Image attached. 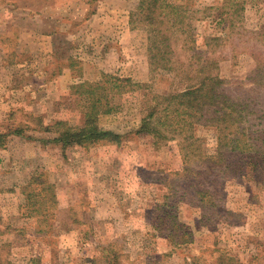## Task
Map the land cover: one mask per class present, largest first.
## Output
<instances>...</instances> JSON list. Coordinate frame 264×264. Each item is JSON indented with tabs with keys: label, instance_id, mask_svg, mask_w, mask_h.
<instances>
[{
	"label": "rangeland",
	"instance_id": "1",
	"mask_svg": "<svg viewBox=\"0 0 264 264\" xmlns=\"http://www.w3.org/2000/svg\"><path fill=\"white\" fill-rule=\"evenodd\" d=\"M139 1L0 0V264H216L221 253L252 264L264 256V154L223 147L206 173L184 166L178 140L155 144L136 132L152 94L180 87L174 70L149 64ZM167 1L185 10L181 36L193 34L214 56L229 90L264 100V87L246 80L254 54L264 57V0ZM211 36L220 42L205 44ZM104 74L134 82L109 88L113 110L97 116L119 143L55 141L41 124L81 125L83 90ZM194 135L217 155L215 126L195 124ZM209 177L215 194L201 200L195 191Z\"/></svg>",
	"mask_w": 264,
	"mask_h": 264
},
{
	"label": "trees",
	"instance_id": "2",
	"mask_svg": "<svg viewBox=\"0 0 264 264\" xmlns=\"http://www.w3.org/2000/svg\"><path fill=\"white\" fill-rule=\"evenodd\" d=\"M137 9L144 11L150 30L149 64L153 69L174 70L175 80L180 83V87L163 94H152L150 102L142 110L136 132L151 135L155 144L170 139L178 140L184 166L203 167L206 173H209L215 159L222 161L223 147L242 152L256 149L264 154V108H259L264 100L256 102L259 94L257 97H246L245 92L233 94L228 88V80L220 76L218 62L214 56L198 50L193 34L181 36L182 33H186L184 22L186 13L181 6L167 0H140ZM219 38L207 37L205 44L212 41L220 42ZM195 48L196 52H193ZM181 49L185 52H181ZM253 57L256 60V67L246 76V80L259 89L264 87V57L260 59L256 54ZM104 77L94 84L85 86L83 90L87 95L88 106L81 125L71 126L57 120L52 125L41 124L42 129L54 131L56 134L54 140L66 145L86 146L101 141L119 143L121 136L101 128L97 116L100 112L113 110L109 106V88L131 90L134 88V82L130 77L121 78L105 74ZM106 83H110V86L105 85ZM195 124L217 128L220 136L216 156L207 155L201 144H198V139L194 135ZM3 139L4 134L0 133V146L4 145ZM225 168L226 165L217 170L223 171ZM214 183L216 182L212 178H207L205 186L195 193L201 200L208 196L209 201H212L216 191ZM211 204L214 205L213 202ZM39 214L44 217L50 216L51 210ZM187 234L184 229L182 236ZM262 259L264 256L252 264H264ZM31 261H36V258ZM189 264H199V261L192 258ZM216 264L241 263L233 256L221 253Z\"/></svg>",
	"mask_w": 264,
	"mask_h": 264
}]
</instances>
